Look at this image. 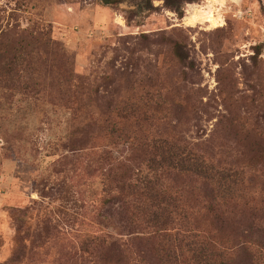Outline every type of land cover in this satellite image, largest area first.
<instances>
[{
	"label": "rangeland",
	"instance_id": "rangeland-1",
	"mask_svg": "<svg viewBox=\"0 0 264 264\" xmlns=\"http://www.w3.org/2000/svg\"><path fill=\"white\" fill-rule=\"evenodd\" d=\"M150 2L156 10L133 17L127 5L100 0H0V36L43 30L64 46L94 101L76 104L73 90L54 88L56 79L40 94L26 84L0 88V264H69L63 257L82 236L99 231L101 180L88 177L85 163L106 145H129L105 138L100 122L125 101L140 103L153 122L147 128L222 165L243 168L255 156L248 133L264 147V0H199L185 4L183 18L163 0ZM176 42L193 68L173 56ZM86 115L94 120L84 126ZM107 150L117 159L128 153ZM247 175L262 202L261 232H231L243 238L232 240L231 264H248V240L264 247V171ZM102 213L120 222L114 207Z\"/></svg>",
	"mask_w": 264,
	"mask_h": 264
},
{
	"label": "trees",
	"instance_id": "trees-1",
	"mask_svg": "<svg viewBox=\"0 0 264 264\" xmlns=\"http://www.w3.org/2000/svg\"><path fill=\"white\" fill-rule=\"evenodd\" d=\"M100 1L127 5L133 17L156 10L150 0ZM198 1L163 0V7L183 18L185 4ZM172 48L180 64L193 68L184 44L176 42ZM254 50L261 55L260 46ZM50 79H56L52 85L62 93L73 90L76 104H93L64 46L43 30L14 27L0 36V88L18 90L26 84L40 94L47 83L53 88ZM139 108L143 111L140 103L125 101L113 108L112 119L100 121L105 138L129 145H106L86 159L85 173L101 180L102 208L94 218L100 229L86 232L63 258L69 264H231L237 252L232 240L243 241L241 233L231 232L261 224L262 202L247 173L264 171L262 140L245 136L256 151L245 167L222 165L174 135L147 128L152 121ZM93 120L86 115L84 126ZM71 134L76 137L77 131ZM117 146L128 152L121 159L107 150ZM110 207L120 218L117 225L102 213ZM249 243L241 248L248 264H264V247L254 239Z\"/></svg>",
	"mask_w": 264,
	"mask_h": 264
}]
</instances>
